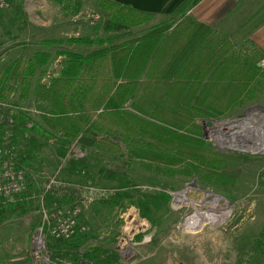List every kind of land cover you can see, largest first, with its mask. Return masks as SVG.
Here are the masks:
<instances>
[{
    "label": "trees",
    "instance_id": "obj_1",
    "mask_svg": "<svg viewBox=\"0 0 264 264\" xmlns=\"http://www.w3.org/2000/svg\"><path fill=\"white\" fill-rule=\"evenodd\" d=\"M52 1L62 8L70 6V0ZM199 1L180 0L171 12L173 17L165 16L140 31L156 14L117 0H96L105 35L67 40L93 49L60 50L59 68L52 75L44 68L52 59L48 51L15 60L12 74L0 79V99H7L14 90L8 81L19 71L18 100L32 98L44 109L39 120L23 112L15 116V139L27 134L28 146L19 152L20 163L40 152L41 139H52L61 153L77 144L111 155L117 162L100 171L106 179L124 175V167L137 162L158 175L196 178L209 187L233 186L239 171L226 167L222 156L202 138L199 121L219 120L255 100L264 69L257 65V49L243 54L226 34L186 18ZM87 165L85 157H71L64 171L75 178ZM120 187L136 191L128 180ZM24 196L27 199L16 203L20 214L33 209L29 190ZM168 197L141 193L137 207L152 218L161 199ZM68 198H78L79 203L80 187H52L43 202L50 207L53 202L65 204ZM31 226H36L35 217ZM80 236L49 238L51 257H75ZM83 256L92 264H121L117 249L97 246Z\"/></svg>",
    "mask_w": 264,
    "mask_h": 264
},
{
    "label": "rangeland",
    "instance_id": "obj_2",
    "mask_svg": "<svg viewBox=\"0 0 264 264\" xmlns=\"http://www.w3.org/2000/svg\"><path fill=\"white\" fill-rule=\"evenodd\" d=\"M75 7L79 8L78 15L73 14ZM165 16H157L138 30L148 29ZM104 35L96 0H70L67 8L59 7L52 0H10L9 7L0 17V79L12 74L15 60L32 56L39 50L51 54L52 59L44 68L47 74H55L59 68L57 53L60 50L88 52L94 48L71 44L67 41L69 38ZM51 39L61 42L44 44L45 40ZM236 47L243 54L253 51L246 42H236ZM255 58L257 65L264 69V56L256 53ZM17 73L8 81L14 89L11 93L26 108L39 110L40 114L31 115L39 120L44 113L41 104L32 98L18 100L20 75L19 71ZM46 78L47 75L42 80ZM251 114L264 118V81L255 100L213 125L211 134L215 138L209 136L206 125L199 123L202 138H207L206 141L222 156L225 166L239 171L233 186L224 189L209 187L196 178L186 180L158 175L137 162L124 167V175L106 179L100 171L117 162L111 155L93 148L82 149L77 144L61 153L59 145L52 139H41L40 152L23 164L33 209L20 214L16 203L0 207V264L28 256L31 239L43 219V186L54 174L60 182L82 188L93 185L105 193L86 203L83 209L82 219L90 229L80 236L82 252L97 246L117 249L121 264H264V150L251 149L254 142L264 143V121L255 117L252 123L257 126L239 125L241 130L227 124L248 119ZM218 123H223L224 128ZM26 137L24 134L19 138L24 148L28 146ZM76 151L83 154L81 157L87 159L88 165L73 179L64 170L71 157H78L72 155ZM123 180L130 181L136 191L120 187ZM141 193L167 194L169 197L165 201L160 198L159 209L153 210L152 218H148L137 207ZM173 195L184 197V201ZM213 197L218 200L216 207H211L215 202ZM112 199L116 203H111ZM77 200L68 198L66 204ZM33 217L36 218L34 228L31 226Z\"/></svg>",
    "mask_w": 264,
    "mask_h": 264
},
{
    "label": "built area",
    "instance_id": "obj_3",
    "mask_svg": "<svg viewBox=\"0 0 264 264\" xmlns=\"http://www.w3.org/2000/svg\"><path fill=\"white\" fill-rule=\"evenodd\" d=\"M9 5L10 0H0V17ZM19 112L30 115L41 113L35 108H26L23 103L17 102L12 93L7 99H0V207L15 204L28 197L24 196L28 191L26 168L19 161V152L24 149V146L14 137L15 116ZM207 121H209V124L206 123ZM217 122L223 121L214 119H202L199 121L202 126L206 125V131L211 137L213 136L211 132H214V129H212L213 125ZM212 143L215 144L216 141ZM74 155L81 157L83 154L80 151H76ZM56 178V174H54L44 184L42 202L45 193L52 187L70 188L76 186L72 183L60 182ZM80 192L81 201L79 203L60 205L53 202L50 207H46L43 204V219L31 239L28 256L13 259L7 264H92L91 261L83 256L80 248L77 250L75 257L56 256L54 258L51 257V251L47 248L49 238L70 240L77 234L83 235L89 231L90 226L82 219L83 209L86 203L94 198L103 197L105 193L93 185H86L84 188L80 187ZM32 198L30 196V199ZM262 247L264 251V242Z\"/></svg>",
    "mask_w": 264,
    "mask_h": 264
},
{
    "label": "crops",
    "instance_id": "obj_4",
    "mask_svg": "<svg viewBox=\"0 0 264 264\" xmlns=\"http://www.w3.org/2000/svg\"><path fill=\"white\" fill-rule=\"evenodd\" d=\"M117 1L157 17L171 15L180 0ZM186 18L226 34L235 48L236 42H246L264 56V0H200L186 12Z\"/></svg>",
    "mask_w": 264,
    "mask_h": 264
},
{
    "label": "bare ground",
    "instance_id": "obj_5",
    "mask_svg": "<svg viewBox=\"0 0 264 264\" xmlns=\"http://www.w3.org/2000/svg\"><path fill=\"white\" fill-rule=\"evenodd\" d=\"M260 118L259 116H257V115H253V114H251V115H249L248 116V119H244V120H242V121H232V122H227V124L229 125V126H231V127H234V126H237V130H241L242 129V127H240L239 125H242V126H245V127H247L248 125H250V126H253V127H255V126H257V124L256 123H252V122H254V120L256 119V118ZM260 119H262L263 121H264V118H260ZM259 121V120H258ZM260 122V121H259ZM251 123H252V125H251ZM219 124V127L220 128H224V124L222 123H218ZM260 125V124H259ZM239 127H240V129H239ZM248 129H250V127L249 128H247V130ZM234 130V129H233ZM244 131V130H243ZM244 133V132H243ZM238 134H240V132H237V135ZM218 139V138H217ZM226 143H228V141L226 142ZM232 144V143H231ZM252 148V150L253 151H263L264 150V143H262L261 141H258V142H254L253 144H252V146H251ZM175 198H178L179 200H181V201H184V197H182V196H180V195H173ZM213 200L215 201L214 203H210L211 204V207H213V206H215L216 207V202H218V200H217V198L216 197H213ZM195 209H196V206H195ZM216 209V208H215Z\"/></svg>",
    "mask_w": 264,
    "mask_h": 264
},
{
    "label": "water",
    "instance_id": "obj_6",
    "mask_svg": "<svg viewBox=\"0 0 264 264\" xmlns=\"http://www.w3.org/2000/svg\"><path fill=\"white\" fill-rule=\"evenodd\" d=\"M259 65V64H258ZM207 124H209V121L206 122Z\"/></svg>",
    "mask_w": 264,
    "mask_h": 264
}]
</instances>
